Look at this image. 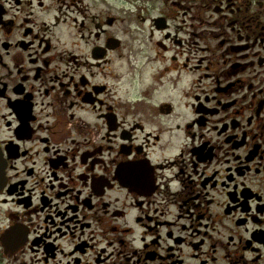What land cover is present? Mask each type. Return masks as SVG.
<instances>
[{
    "label": "flooded vegetation",
    "instance_id": "af4514ba",
    "mask_svg": "<svg viewBox=\"0 0 264 264\" xmlns=\"http://www.w3.org/2000/svg\"><path fill=\"white\" fill-rule=\"evenodd\" d=\"M0 264H264V0H0Z\"/></svg>",
    "mask_w": 264,
    "mask_h": 264
},
{
    "label": "water",
    "instance_id": "95a60500",
    "mask_svg": "<svg viewBox=\"0 0 264 264\" xmlns=\"http://www.w3.org/2000/svg\"><path fill=\"white\" fill-rule=\"evenodd\" d=\"M5 174H6V163L0 151V190L5 184V179H6Z\"/></svg>",
    "mask_w": 264,
    "mask_h": 264
}]
</instances>
